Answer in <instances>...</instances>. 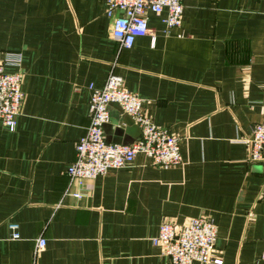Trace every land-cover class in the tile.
I'll return each mask as SVG.
<instances>
[{"label": "crops", "instance_id": "1", "mask_svg": "<svg viewBox=\"0 0 264 264\" xmlns=\"http://www.w3.org/2000/svg\"><path fill=\"white\" fill-rule=\"evenodd\" d=\"M182 4L179 28L149 14L148 35L124 49L105 0H0V57L21 56L23 93L15 129L0 121V264H171L152 245L159 227L196 218L216 226L220 264H261L264 162L248 161L247 141L264 108V0ZM109 75L179 137L182 161L163 170L138 155L76 199L66 171L89 124V86ZM110 114L106 140L139 137L117 106Z\"/></svg>", "mask_w": 264, "mask_h": 264}, {"label": "built area", "instance_id": "2", "mask_svg": "<svg viewBox=\"0 0 264 264\" xmlns=\"http://www.w3.org/2000/svg\"><path fill=\"white\" fill-rule=\"evenodd\" d=\"M105 1V15L111 20V36L124 49H130L136 39L148 35L149 14L161 17L165 30L179 28L181 25L183 0ZM21 63L19 54L0 57V121L10 131L15 129V120L23 101L20 89ZM6 67L15 68L17 72L5 73ZM89 90V124L84 136L75 145V161L66 171L69 184L76 185L78 191L68 192L67 195L80 199L86 182L110 170L131 166L138 155L145 156L153 167L163 170L181 164L179 137L147 119L142 114V100L129 93L119 77L109 75L102 88L96 89L90 85ZM110 106H117L137 126L139 137L131 144H106L103 127L111 121ZM247 145L248 161L264 162V108L261 121L252 128ZM8 229L11 231V239L18 240V226L10 223ZM216 239L214 223L209 219L196 218L180 229L169 223L161 224L152 245L160 248L171 264H220L219 260L212 257ZM44 244V240H37V253ZM259 262L264 264V245Z\"/></svg>", "mask_w": 264, "mask_h": 264}, {"label": "water", "instance_id": "3", "mask_svg": "<svg viewBox=\"0 0 264 264\" xmlns=\"http://www.w3.org/2000/svg\"><path fill=\"white\" fill-rule=\"evenodd\" d=\"M124 118H127L126 119V124H128V125H130L131 124V119L129 118V117H127L126 115L124 116ZM106 126V125H105ZM105 126L103 127V129L105 128ZM121 129H122V126H120L119 128H118V131H116V134H118L119 136L120 135H122V131H121ZM105 142H106V144H121V145H129L131 142H129V141H126V140H121V141H108V140H106L105 139Z\"/></svg>", "mask_w": 264, "mask_h": 264}]
</instances>
